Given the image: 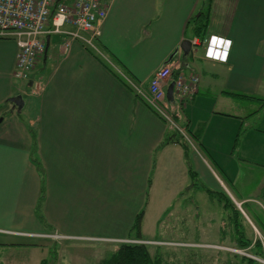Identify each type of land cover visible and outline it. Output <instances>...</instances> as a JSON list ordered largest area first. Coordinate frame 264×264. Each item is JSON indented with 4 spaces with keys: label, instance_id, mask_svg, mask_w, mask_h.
Segmentation results:
<instances>
[{
    "label": "crops",
    "instance_id": "0c3cea01",
    "mask_svg": "<svg viewBox=\"0 0 264 264\" xmlns=\"http://www.w3.org/2000/svg\"><path fill=\"white\" fill-rule=\"evenodd\" d=\"M205 3L200 39L190 21ZM61 30L73 33L75 27L66 23ZM65 33L42 37L45 52L24 82L13 78L14 40L0 38V249L13 262L32 264L38 248H50L47 234L64 237L56 241L66 244L137 240L133 219L155 196L158 177L164 200L174 210L181 207L174 201L184 198L188 163L209 190L222 186L216 168L252 213L249 204L261 206L264 177L257 197H246L229 170L245 167L264 175V116L246 130L264 106L257 102L259 110L246 112L242 105L264 99V0H113L90 45ZM212 34L231 40L225 63L204 58ZM185 39L199 44L186 56L179 48ZM164 66L171 67L166 90L177 74L198 77L192 101L173 110V96L167 101L174 122L197 136L188 158L177 143L159 147L171 133L168 125L126 83L146 90ZM16 95L24 102L20 111L9 102ZM190 207L196 212V205ZM169 209H163L166 216Z\"/></svg>",
    "mask_w": 264,
    "mask_h": 264
},
{
    "label": "rangeland",
    "instance_id": "374dc122",
    "mask_svg": "<svg viewBox=\"0 0 264 264\" xmlns=\"http://www.w3.org/2000/svg\"><path fill=\"white\" fill-rule=\"evenodd\" d=\"M203 1L205 2V0ZM206 2L208 3L209 0H206ZM206 9L207 5L205 3L203 10ZM199 54H202L201 49L197 56ZM242 105L243 110L246 109V112H254L260 109L257 107V102L249 105V101L243 100ZM173 108L175 106L171 105V110ZM263 116L264 108L255 115L256 119H250L251 126L246 130L250 131ZM248 118H252V116ZM190 151L193 152L194 150L191 148ZM209 165L212 168L214 167L211 162H209ZM213 171L218 176V180L222 181L220 191L214 192L225 193L233 202L235 208L238 209L239 221L243 225L242 229L245 233L241 243L232 241L231 230L227 231L226 228V231H224V226H228V218L226 219L225 212L220 209L221 207L217 205L214 198H209L204 192L203 187H206L205 185L209 187L208 184L198 180L197 186L192 187V191L191 183L189 184V174L187 173L188 185L186 190L182 192L184 198L174 201L177 204L182 203L181 207L174 210L171 202L165 201V198H163L166 194L164 191L165 184L163 183V177H158V180L156 179L154 182L155 196L145 200L142 204L143 207H141L144 211L141 234L148 241H143L142 238L139 241L145 242L144 245L148 248L152 258L160 259L162 264H241L239 262L241 258L261 264L254 260L252 256L256 258L264 256V200L260 202L261 206H256L254 203L249 204V207L254 208L252 213L235 193L233 187L224 181L217 169L213 168ZM229 172L236 175L233 185L241 195L257 197L254 191L257 183L260 184L262 177H264L261 172L248 171L245 167L242 169L233 168ZM201 182L205 185L203 186ZM195 190L197 191L194 192ZM183 204L187 206L186 210H183ZM193 205L197 207L196 212L190 207ZM164 208H170L171 214L169 216L164 214ZM172 214L175 216H172ZM228 228L230 229L229 226ZM3 240L11 241V239L4 236ZM127 241L132 240L130 238L123 239L105 243L108 246H103L91 241L66 244L53 240L49 243V249L38 248L30 261L32 264H41V262L42 264H98L101 259H105L113 253L119 245L128 244ZM154 242L161 243L155 244ZM257 243H259L260 252L258 248L256 249ZM8 252L7 249H0V264H26L18 261L13 262L15 258H10ZM12 254L16 256L18 253L12 252ZM10 261L12 263H8Z\"/></svg>",
    "mask_w": 264,
    "mask_h": 264
},
{
    "label": "built area",
    "instance_id": "2783aa9c",
    "mask_svg": "<svg viewBox=\"0 0 264 264\" xmlns=\"http://www.w3.org/2000/svg\"><path fill=\"white\" fill-rule=\"evenodd\" d=\"M113 0H0V38L14 40L18 53L13 70V78L17 81H28L39 59L45 52L42 37L50 34L65 33L61 28L70 23L75 27L73 33H65L73 39H81L90 45L91 40L100 35V25L106 17L107 9ZM87 33L88 39L80 34ZM192 47L198 46V41H191ZM208 47V42L205 51ZM204 58L225 63L217 59ZM228 54V53H227ZM171 76V67L164 66L155 71L150 78L146 90L126 81L128 88L146 103L150 111L162 122L175 129L190 146L192 139L184 128L179 127L173 119L166 100V84ZM171 82L173 97L181 103L190 100L197 92L198 77L187 78L177 75ZM194 148V147H191ZM52 240L64 237L57 234L44 235ZM124 242V241H122ZM128 244H144L139 240L127 241ZM155 243V242H154ZM152 244V243H151ZM160 244V243H155ZM254 260L264 264L262 258L252 256Z\"/></svg>",
    "mask_w": 264,
    "mask_h": 264
},
{
    "label": "trees",
    "instance_id": "16d2710c",
    "mask_svg": "<svg viewBox=\"0 0 264 264\" xmlns=\"http://www.w3.org/2000/svg\"><path fill=\"white\" fill-rule=\"evenodd\" d=\"M208 7V6H207ZM208 9V8H207ZM206 9V11L204 12H199L198 15L194 16L190 23H192L193 25V33L196 37L202 39L203 35L205 33L206 30V23H202V18L207 19L208 18V10ZM201 19V20H200ZM178 75V74H177ZM176 75V76H177ZM195 96V95H194ZM194 96L188 100V101H183L181 103H178V101L176 99H174V106L177 107L178 105L181 106L183 104H186L187 102L192 101V99L194 98ZM253 100H256V102H258V105L260 107L264 106V99H259V98H254ZM145 105L146 103L141 100ZM170 109V107H169ZM173 119L176 116L175 113L171 112ZM169 130H170V135H168L167 137H165V139L162 141V143L160 144L159 147L168 144V143H177L178 145H180L182 147V149L184 150V154L187 157V155L189 154L191 147L190 144H188V142H186L179 134L178 132L171 128L170 126H168ZM186 131V130H185ZM31 133V137L33 142L35 141V134L34 132H30ZM187 133V131H186ZM187 135L189 136L190 134L187 133ZM190 139H192V141L194 142V144H196L197 140V136L196 135H190L189 136ZM195 139V140H194ZM35 162V161H33ZM188 172H189V177L191 180V185L193 187L197 186V181L198 179H196V175L193 172L190 164L188 163ZM204 192L207 194V196L211 199H215V201H217L222 208V211L225 212L226 214V219L228 218V226L230 227V229L228 228V226H224L226 231L231 230L232 231V241H234L235 243H241L242 237L245 235V233L243 232L242 229V224L239 221V212L238 209L235 208V205L233 204V202L230 200V198L225 194V193H218V192H214L212 190H209L206 187H203ZM43 199V194L40 195V198L38 200V206H37V216L41 219V215L39 213V205L41 203ZM143 216H144V211L141 208L139 213L136 215V217L133 219V223H132V227H131V233L132 236L138 240H141V224H142V220H143ZM258 251L260 252V247H259V243H257V247ZM241 264H257L255 262H252L251 260L248 259H243L241 258L239 261ZM98 264H162L161 260L158 258H152L148 248L146 247V245L144 244H121L119 245L116 250L111 253L107 258L105 259H101L99 261Z\"/></svg>",
    "mask_w": 264,
    "mask_h": 264
},
{
    "label": "clouds",
    "instance_id": "9594fccd",
    "mask_svg": "<svg viewBox=\"0 0 264 264\" xmlns=\"http://www.w3.org/2000/svg\"><path fill=\"white\" fill-rule=\"evenodd\" d=\"M230 46V39L212 34L208 40V47L205 51V56L210 59L224 61L227 59V53Z\"/></svg>",
    "mask_w": 264,
    "mask_h": 264
},
{
    "label": "water",
    "instance_id": "95a60500",
    "mask_svg": "<svg viewBox=\"0 0 264 264\" xmlns=\"http://www.w3.org/2000/svg\"><path fill=\"white\" fill-rule=\"evenodd\" d=\"M180 48V51L183 53V55H188L189 54V51L191 49V42L187 39L183 40L179 46ZM175 55V54H172V56ZM171 56V57H172ZM173 86H174V83L172 82L167 90H166V100L168 102H172L173 101V98H172V91H173ZM9 102L11 104H13L14 107H17L18 111H20L23 107V99H22V96L20 95H16V96H13L9 99ZM1 121V119H0Z\"/></svg>",
    "mask_w": 264,
    "mask_h": 264
}]
</instances>
